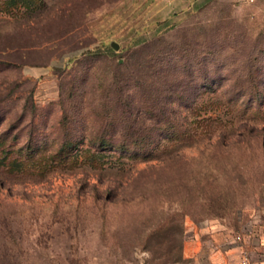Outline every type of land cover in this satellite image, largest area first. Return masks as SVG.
<instances>
[{
  "label": "rangeland",
  "instance_id": "374dc122",
  "mask_svg": "<svg viewBox=\"0 0 264 264\" xmlns=\"http://www.w3.org/2000/svg\"><path fill=\"white\" fill-rule=\"evenodd\" d=\"M202 235L264 261V0H0V264Z\"/></svg>",
  "mask_w": 264,
  "mask_h": 264
},
{
  "label": "crops",
  "instance_id": "0c3cea01",
  "mask_svg": "<svg viewBox=\"0 0 264 264\" xmlns=\"http://www.w3.org/2000/svg\"><path fill=\"white\" fill-rule=\"evenodd\" d=\"M182 259L185 264H252L253 262L241 254L236 244L224 242L220 237L206 235L185 240Z\"/></svg>",
  "mask_w": 264,
  "mask_h": 264
},
{
  "label": "built area",
  "instance_id": "2783aa9c",
  "mask_svg": "<svg viewBox=\"0 0 264 264\" xmlns=\"http://www.w3.org/2000/svg\"><path fill=\"white\" fill-rule=\"evenodd\" d=\"M236 239H238V237H236ZM252 264H264V261H254Z\"/></svg>",
  "mask_w": 264,
  "mask_h": 264
},
{
  "label": "water",
  "instance_id": "95a60500",
  "mask_svg": "<svg viewBox=\"0 0 264 264\" xmlns=\"http://www.w3.org/2000/svg\"><path fill=\"white\" fill-rule=\"evenodd\" d=\"M113 47L115 48V45H113Z\"/></svg>",
  "mask_w": 264,
  "mask_h": 264
}]
</instances>
